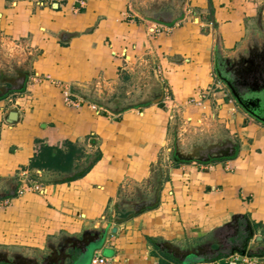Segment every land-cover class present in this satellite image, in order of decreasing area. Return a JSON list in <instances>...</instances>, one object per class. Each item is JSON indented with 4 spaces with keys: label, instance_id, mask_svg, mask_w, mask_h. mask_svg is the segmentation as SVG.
Returning <instances> with one entry per match:
<instances>
[{
    "label": "crops",
    "instance_id": "1",
    "mask_svg": "<svg viewBox=\"0 0 264 264\" xmlns=\"http://www.w3.org/2000/svg\"><path fill=\"white\" fill-rule=\"evenodd\" d=\"M261 47L264 0H0V69L17 67L0 83V243L42 250L104 229L61 264L91 250L107 264H227L246 237L264 264V123L213 74L217 52ZM204 137L192 149L212 157L176 155ZM66 142L79 169L100 152L82 177L40 168Z\"/></svg>",
    "mask_w": 264,
    "mask_h": 264
},
{
    "label": "water",
    "instance_id": "2",
    "mask_svg": "<svg viewBox=\"0 0 264 264\" xmlns=\"http://www.w3.org/2000/svg\"><path fill=\"white\" fill-rule=\"evenodd\" d=\"M260 51H264V48H259ZM244 67L240 68L238 70L237 78L239 79L238 84L240 85V88L244 89L243 93H237L230 85V82L227 80L226 77H224L220 70L218 69V66L216 63H214V70L216 73V76L222 81L224 84H226L229 89L231 90V94L235 98L236 102L239 104L240 107H242L248 114H250L254 119L263 122L264 123V77L263 75V68L261 60L258 58L255 60V57L253 56V59L246 64L243 65ZM247 74L244 76V74ZM248 79L251 80V86L248 85ZM259 81H262L260 83ZM247 90V91H246ZM0 91H3V88H0ZM11 118L14 119L16 116V112H11ZM193 155H198L199 151L194 150ZM178 157L181 159L187 158V155L176 153ZM192 156V154L190 155ZM115 232V228L112 230ZM101 233H104V229L101 230H86L81 238H77V241L79 243L83 242V245L81 248L86 249L90 242H95ZM86 237H88L87 241L85 240ZM68 247H62L59 251H54L50 256H48L42 263H38L35 258H31L28 256H13V259L10 261V263L13 264H61L68 256H70L68 253H66ZM71 248L74 249V244L71 245ZM188 254H191L188 253ZM7 254L0 253V262H7L8 261Z\"/></svg>",
    "mask_w": 264,
    "mask_h": 264
},
{
    "label": "flooded vegetation",
    "instance_id": "3",
    "mask_svg": "<svg viewBox=\"0 0 264 264\" xmlns=\"http://www.w3.org/2000/svg\"><path fill=\"white\" fill-rule=\"evenodd\" d=\"M253 56L255 57V60L259 58L261 60V63L264 62V51H260L257 48H253V49L248 50L247 54L243 55V56H241V55L237 56L236 55V56H233L232 58H225L222 55H220L219 52H217L214 56V63L217 64L218 69L220 70L221 74L227 78V80L230 82L231 87L237 93L241 94L243 92L240 91L241 88H240V85L238 84L239 79L237 78L236 73L238 74V70L240 68L244 67L243 65L248 64L251 61V59H253ZM245 73H243L244 76L247 75ZM224 85L229 90V92L231 94V90L229 89V87L226 84H224ZM248 85L251 86V80L250 79H248ZM186 155H187V158L188 157L192 158V156H194L193 153H192V156H190L191 154H186ZM87 238L88 237H86V239H85L86 241L88 240ZM83 243H84V241L79 243L77 241V238H63L60 240V243L58 245H57V243H56V245H54V243H48L47 244L48 245L47 246V252L44 255H39L37 258H35L33 256L31 257L28 255H23V254H20L18 252H11L9 250L8 251L7 250H0V253L5 252L9 258L7 262H0V264H13V263H10V261L13 259V256H22V257L28 256L31 258H35L38 263H42L54 251H59L62 247H68L66 250V253L71 255L72 254L71 251L73 250L71 248V245L74 244V248H76L77 246H82Z\"/></svg>",
    "mask_w": 264,
    "mask_h": 264
},
{
    "label": "trees",
    "instance_id": "4",
    "mask_svg": "<svg viewBox=\"0 0 264 264\" xmlns=\"http://www.w3.org/2000/svg\"><path fill=\"white\" fill-rule=\"evenodd\" d=\"M66 147L67 150L66 152L63 153V151H61L58 148L55 147H44V152H46V158H45V163L44 164H40V168H45L48 170H58V171H71L72 169L77 170L74 171L72 170L70 173L71 175L68 177V179H75L78 177H82L84 174H86L88 172V170L91 168V166L100 158V152L96 151L92 158L89 159V157H87V165L84 166L83 168L79 169V165L78 164H74L75 158L77 157L78 159L80 158V154L78 155V153H81V149H79L77 147V145L71 143V142H66ZM43 152V153H44ZM32 165H35V163H32ZM250 229L251 226L249 225L248 227H246V232L248 234H250ZM247 235V234H246ZM250 238H246L244 239L243 243L237 246H232V248L230 249V253H247L249 252L247 249V241ZM250 253V252H249ZM251 254V253H250ZM255 254V253H254ZM253 255V254H252ZM207 260V259H205Z\"/></svg>",
    "mask_w": 264,
    "mask_h": 264
},
{
    "label": "rangeland",
    "instance_id": "5",
    "mask_svg": "<svg viewBox=\"0 0 264 264\" xmlns=\"http://www.w3.org/2000/svg\"><path fill=\"white\" fill-rule=\"evenodd\" d=\"M179 6V5H178ZM178 6H176L178 8ZM197 21V20H196ZM23 67H26L25 65ZM6 68V69H5ZM17 69L16 66L12 65V66H8L5 67H2L0 69V83H2V80L4 79V76L6 74H12L15 70ZM7 70V71H6ZM9 70V71H8ZM215 71V70H214ZM213 74L216 76V73L213 72ZM217 77V76H216ZM218 80H220L218 77H217ZM222 82V81H221ZM223 84V83H222ZM135 95V96H139L138 93L136 92H132L128 97L130 98V100H133L132 98V95ZM132 104L133 101H121L119 102V106L120 105H127V104ZM172 128H175L174 125H172ZM187 142V141H185ZM212 143V139L211 138H207V137H204V138H201L200 140L199 139H196L194 142H189L188 144H184V143H181L179 140L176 142V146H175V150L177 151H181L185 154H189L191 152H193V149L195 146H208ZM204 151V152H202ZM200 151V153H198V155L196 156H192V157H203L204 159L205 158H210L212 157V153H211V149H206V150H202ZM0 250H9L11 252H18L20 254H23V255H28V256H33L35 258H37L39 255H44L46 252H47V248L43 247L42 250H40V245H37V246H34V245H24V244H8V245H2V243H0ZM91 254H92V250L89 251L80 261L78 264H84L86 262H89L90 261V257H91ZM90 263V262H89Z\"/></svg>",
    "mask_w": 264,
    "mask_h": 264
},
{
    "label": "built area",
    "instance_id": "6",
    "mask_svg": "<svg viewBox=\"0 0 264 264\" xmlns=\"http://www.w3.org/2000/svg\"><path fill=\"white\" fill-rule=\"evenodd\" d=\"M159 26L156 24L151 25L150 33L158 32ZM215 78V83L217 86L220 87V80L217 79V77L214 75ZM222 83V82H221ZM209 90H206L200 94V96L197 99L190 98V102L192 104H201L202 100L205 98V96L208 94ZM71 104L77 105L78 103L70 101ZM169 102H171V99L169 97L168 93H164L161 99V104L163 106H166ZM93 109H98L96 105L92 104L90 105ZM29 188L33 191H42L41 186H39L36 183H32L29 185ZM223 260L227 262V264H258L260 262V259L257 257H252L247 255L246 253L244 254H238L234 253L231 254L227 257H225ZM108 259L101 256L100 254H96L93 256L91 259L90 264H107ZM221 260L220 259H214V260H199V261H193L189 262L188 264H220Z\"/></svg>",
    "mask_w": 264,
    "mask_h": 264
}]
</instances>
